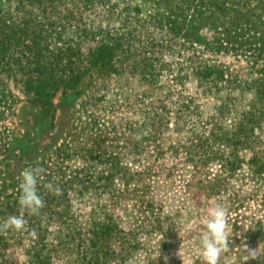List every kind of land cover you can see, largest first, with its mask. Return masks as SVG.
I'll return each instance as SVG.
<instances>
[{
	"label": "trees",
	"instance_id": "trees-1",
	"mask_svg": "<svg viewBox=\"0 0 264 264\" xmlns=\"http://www.w3.org/2000/svg\"><path fill=\"white\" fill-rule=\"evenodd\" d=\"M104 1L0 0V71L17 75L32 102L46 110L59 91H80L85 78L94 73L103 79L130 72L146 84L159 85L164 73L172 72L174 82L181 85L179 93L173 89L159 95L161 111L153 121L130 129L137 134L146 131L149 134L143 138L156 136V141L173 118L167 103L175 94L174 103H179L175 132L182 130L181 110L192 109L195 103L194 95L185 94L187 83L194 79L202 94L216 99L217 108L206 120L195 123L198 128L184 147L202 204L219 202L230 213V251L222 255L221 263L244 264L239 248L244 236L249 247L261 249L260 261L245 264H264V0H126L119 10V27L83 22L84 12ZM115 5L109 10L112 16ZM166 51L182 59L176 69ZM220 55L241 58L246 65L236 67L220 60ZM91 114L84 129L92 134L97 131L96 146L101 147L106 141L104 130L99 114ZM57 149L62 159L77 154L89 162L102 156L90 143L74 144L68 139ZM107 159L117 162L119 157L112 154ZM53 164L44 158L29 166L46 169L38 184L45 207L39 215L27 213L31 219L48 210L47 204L56 199L44 185L64 181V167L54 168ZM212 164L219 167L210 170ZM113 174L98 177L100 186L109 187ZM123 176L127 182L133 179L127 173ZM79 180L80 172H75L68 181ZM94 184L90 180L96 187ZM66 185L60 186L62 193ZM112 228L113 224L96 220L91 234L99 238ZM1 240L5 245L11 243L9 237ZM37 246L40 248L39 243ZM32 258L34 264L44 262L38 253Z\"/></svg>",
	"mask_w": 264,
	"mask_h": 264
},
{
	"label": "rangeland",
	"instance_id": "rangeland-1",
	"mask_svg": "<svg viewBox=\"0 0 264 264\" xmlns=\"http://www.w3.org/2000/svg\"><path fill=\"white\" fill-rule=\"evenodd\" d=\"M125 1L105 0L91 6L84 12L83 22L119 27V10ZM115 3L118 5L112 16L109 10ZM165 53L176 69L182 59ZM219 59L236 67L246 65L233 55H220ZM93 77L85 78L80 91H59L46 110L32 102L17 75L0 71V225L9 215H19L21 206L15 211L12 207L20 205L18 181L25 168L50 159L54 168L65 170L59 187L80 172V180L66 185V192L49 202L50 208L40 216L31 219L24 211V230L0 229V237L11 240L8 245L0 241V264H34L31 261L36 253L44 260L40 264H204L200 240L213 202L202 204L196 193L191 180L192 164L186 159L184 146L198 128L195 123L215 111L216 99L202 94L191 78L185 94L194 95L195 103L192 109L181 110L182 130L175 132L179 107L174 103L175 94L167 103L173 118L161 136L157 135V141L156 136L137 140L131 126L138 129L153 121L161 111L159 95L181 90L173 73H164L159 85L146 84L130 72L103 79L94 73ZM100 97L103 99L98 101ZM91 111L99 114L104 130L106 141L101 147L96 146L97 131L92 134L90 129H84L90 123ZM64 139L74 144L90 143L102 156L89 162L77 154L59 158L57 148ZM112 154L119 157L117 162L107 159ZM218 167L212 164L209 169ZM111 172V185L100 186L98 177H107ZM123 173L133 179L127 182ZM90 180L96 187L90 185ZM189 184L192 185L188 187ZM147 203L152 206L146 207ZM96 220L111 223L114 228L108 235L95 238L91 226Z\"/></svg>",
	"mask_w": 264,
	"mask_h": 264
},
{
	"label": "clouds",
	"instance_id": "clouds-1",
	"mask_svg": "<svg viewBox=\"0 0 264 264\" xmlns=\"http://www.w3.org/2000/svg\"><path fill=\"white\" fill-rule=\"evenodd\" d=\"M147 132L138 133L137 140L143 138ZM46 174V169L43 167H29L21 172V183L19 189L21 195L19 196V204L21 206L19 215H9L0 229L8 230L14 229L17 231L24 230L27 221L24 218V211L27 210L31 215H39L41 209L45 207V200L39 193L38 184ZM47 191L54 195H61L62 190L58 185L48 182L44 185ZM208 218L205 220V228L200 240V253L204 264H221L222 255L230 251V213L228 209L219 202H213L208 208ZM36 235L35 231L31 233ZM244 264L246 261H260L261 249L251 248L245 242L244 236L241 238ZM167 262V257H165Z\"/></svg>",
	"mask_w": 264,
	"mask_h": 264
}]
</instances>
